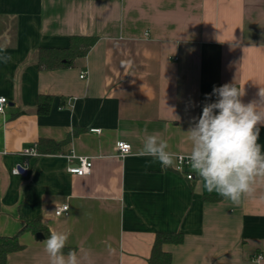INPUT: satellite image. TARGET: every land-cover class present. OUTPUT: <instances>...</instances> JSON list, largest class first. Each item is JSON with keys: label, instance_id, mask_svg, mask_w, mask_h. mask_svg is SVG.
Here are the masks:
<instances>
[{"label": "crops", "instance_id": "crops-1", "mask_svg": "<svg viewBox=\"0 0 264 264\" xmlns=\"http://www.w3.org/2000/svg\"><path fill=\"white\" fill-rule=\"evenodd\" d=\"M72 36L97 43L68 68L41 70L39 50ZM234 80L245 103L264 87V0H0V236L23 247L6 263L49 264L48 235L25 229L39 219L91 264H150L157 232L184 234L164 245L171 264H264V182L237 205L139 154L157 134L188 155L192 118ZM40 95L53 96L47 115ZM41 139L59 150L40 151ZM119 141L130 155L117 156ZM258 142L264 152V127ZM34 145L40 155L25 156ZM71 153L92 160L89 175L68 172Z\"/></svg>", "mask_w": 264, "mask_h": 264}, {"label": "clouds", "instance_id": "clouds-1", "mask_svg": "<svg viewBox=\"0 0 264 264\" xmlns=\"http://www.w3.org/2000/svg\"><path fill=\"white\" fill-rule=\"evenodd\" d=\"M11 56L5 55L8 63ZM244 88L235 80L214 87L206 96L199 117H193L186 133L191 142L188 162L204 187L221 197L239 204L251 197L257 182H264V152L258 142L264 127V87H259L255 99L244 102ZM147 130L145 129V132ZM169 143L157 134H147L139 154L151 157L162 167H172L175 153ZM70 233L51 231L42 242L49 264H91L88 251L64 249Z\"/></svg>", "mask_w": 264, "mask_h": 264}, {"label": "trees", "instance_id": "trees-1", "mask_svg": "<svg viewBox=\"0 0 264 264\" xmlns=\"http://www.w3.org/2000/svg\"><path fill=\"white\" fill-rule=\"evenodd\" d=\"M67 48H41L37 55V63L41 70H58L72 66L79 58L87 56L90 49L97 43L96 37L89 36H72ZM53 101L52 95H40L37 104L38 115H47L51 110ZM40 151L54 153L60 148L61 143H56L48 139H41L38 142ZM214 199V197H207ZM26 230L33 233L42 232L49 235L46 227L41 225L39 219L27 222ZM184 241V234L177 233H158L152 248L150 264H171L172 255L164 250L165 244H181ZM23 247L19 243L18 236L4 237L0 236V264H7L8 254L21 250ZM70 249L65 248L64 252Z\"/></svg>", "mask_w": 264, "mask_h": 264}, {"label": "built area", "instance_id": "built-area-1", "mask_svg": "<svg viewBox=\"0 0 264 264\" xmlns=\"http://www.w3.org/2000/svg\"><path fill=\"white\" fill-rule=\"evenodd\" d=\"M87 77V73L84 72L81 74L80 78L85 79ZM7 99L5 97L0 98V113H3L5 111V107L7 105ZM98 131V130H95ZM117 150L118 154L117 156L120 158H124L132 153V147L131 144L119 141L117 143ZM23 154L28 157H37L40 155V152L37 148V145H34L31 148H27L23 151ZM188 155L183 154H176L175 153V163L172 167H166L167 169L178 173L179 175H182L189 181H193L197 179L198 175L191 169L190 164L187 159ZM70 165L68 166V172L78 175V176H85L89 175L93 162L88 157H76L74 154H70L67 156ZM77 158L78 162L76 164L73 163V160ZM21 166L16 167L12 172L14 175H19L21 173ZM69 212V205L65 204L60 207H58L55 211L56 216H62V215H68ZM261 258V257H259Z\"/></svg>", "mask_w": 264, "mask_h": 264}, {"label": "water", "instance_id": "water-1", "mask_svg": "<svg viewBox=\"0 0 264 264\" xmlns=\"http://www.w3.org/2000/svg\"><path fill=\"white\" fill-rule=\"evenodd\" d=\"M37 237L42 238L43 237L42 233H38Z\"/></svg>", "mask_w": 264, "mask_h": 264}]
</instances>
